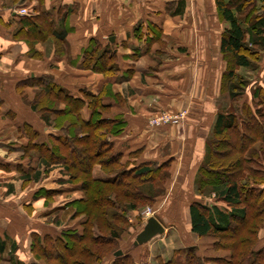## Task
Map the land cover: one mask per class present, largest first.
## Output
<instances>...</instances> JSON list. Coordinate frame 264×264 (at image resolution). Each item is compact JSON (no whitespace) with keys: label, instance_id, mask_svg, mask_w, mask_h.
<instances>
[{"label":"crops","instance_id":"0c3cea01","mask_svg":"<svg viewBox=\"0 0 264 264\" xmlns=\"http://www.w3.org/2000/svg\"><path fill=\"white\" fill-rule=\"evenodd\" d=\"M195 4L196 0H0V194L4 198L0 240L7 238L15 245L18 261L31 263L33 234L53 236L81 221V217L70 219L73 211L65 206L82 194L69 183L62 166L44 167L36 155L28 156L31 145L50 149L66 135L61 124L66 120H55L50 114L46 122L43 103L26 106L20 100L27 96L32 101L44 91L59 90L77 100L83 122L91 115L83 94L99 96L104 106L101 119L121 124L117 134L108 131L105 135L112 155L119 156L128 169L168 163L165 201L171 192L192 194L185 212L189 224L188 207L200 201L193 193V181L216 115L212 104L220 93L225 67L212 81L209 56L197 66L196 57H185L186 51L177 49L179 40L174 41L177 53L172 56L159 43L164 44L168 36L185 35L182 44L192 42L195 24H189L194 19L190 14L203 11ZM179 5L181 15L177 14ZM20 9L26 14L20 15ZM42 16L48 22H41ZM30 17L43 30L42 38L34 39L32 28L21 22ZM209 24L207 19L200 22L204 31L211 30ZM51 31L65 32L64 41L56 42ZM93 46L107 49L114 57V75L83 66L85 52ZM58 103L55 110L60 112L65 103ZM160 110H185L186 122L150 126V116ZM92 175L107 178L98 166ZM8 252L7 245L4 254Z\"/></svg>","mask_w":264,"mask_h":264},{"label":"trees","instance_id":"16d2710c","mask_svg":"<svg viewBox=\"0 0 264 264\" xmlns=\"http://www.w3.org/2000/svg\"><path fill=\"white\" fill-rule=\"evenodd\" d=\"M258 1L213 0L219 20L227 24L220 35L219 52L230 57L232 67L226 65L221 75L220 93H225L230 101L239 98L242 92L237 89L247 85L236 78L234 70L248 68L253 71L250 60L264 46V5L261 13L256 14ZM180 7L178 15L182 14ZM251 14L254 17L250 21ZM21 22L32 28L34 39L42 38L43 30L38 29L36 19L30 17ZM41 22H48V18L43 17ZM49 34L56 42L64 41L65 32L51 31ZM84 57L83 66L91 65L95 72L111 76L117 71L114 57L100 46L86 50ZM83 97L91 109L86 122L79 114L80 103L59 90L55 93L44 91L35 102L44 104L41 112L46 122L50 114L66 115L69 125L65 129L67 136L52 144L50 149L33 144L31 153L36 154L38 163L44 167L61 165L69 183L84 194L81 199L65 205L73 209L75 216L81 217L75 227H67L53 236H31L30 254L34 261L43 264H103L109 254L115 253L110 248L129 226L126 213L155 202V184L163 182L168 169V163L141 164L132 169L122 165L120 157L112 155L111 144L105 139L108 131H113L112 134L120 131L117 130L120 122L110 124L101 119L104 106L99 96L83 94ZM50 99L56 103L63 101L65 108L60 112L50 108ZM250 103L242 104L237 114L225 108L218 109L193 183L200 201L188 207L190 232L198 238H215L217 241L212 248L228 251L230 255L206 259L192 248L174 252L175 256L184 258V264H264V248L256 249L259 228L256 223L264 216V167L260 161L264 156V87H252ZM256 144L258 150L254 149ZM94 166H98L107 178L93 177ZM211 193L221 206L203 202L202 198ZM7 245L9 252L5 260L9 264H25L16 259V247L7 238L0 240V261L4 259L2 255ZM110 264L136 263L130 255H121L113 256ZM157 264L176 262L171 258Z\"/></svg>","mask_w":264,"mask_h":264},{"label":"rangeland","instance_id":"374dc122","mask_svg":"<svg viewBox=\"0 0 264 264\" xmlns=\"http://www.w3.org/2000/svg\"><path fill=\"white\" fill-rule=\"evenodd\" d=\"M262 5H264V1L259 0L257 3L258 11L256 12V14L261 13L260 8H262ZM195 6L201 7L203 11H197L194 14H190V17H193L194 19L192 21L188 20L189 24L190 25H192L193 23L195 24V26L192 28L193 31L190 33L189 40H191L192 42L188 44L184 43V45L182 44L183 38H187V35L180 36L179 39L176 36H172V37L168 36L167 39L164 41V44L159 43V45H161L163 49L165 50L167 49L166 50L167 55L172 56V53H177L175 52L174 49L177 48L176 46L178 44L176 45L174 41L179 40L181 42V45H178L180 46V48L177 49L178 50L183 49L184 51H186L184 53L185 57H190V55L191 57L192 56L196 57L195 60L197 62L196 64L197 66L203 65L204 57L206 56L208 60V56H209L210 60L208 62L210 63L209 65L211 66L212 81H214L213 77L219 75L220 69H222L223 66L226 67V65L229 64L228 67L229 68L232 67L230 57L223 56L217 48L219 43L216 38H218L219 33L224 30L225 23L219 20L213 0H196ZM243 16L244 15L240 17L243 18ZM253 17L254 14L253 15L251 14L249 17L250 21L252 20ZM203 19H207L208 22H210L209 26L211 30H207V31L202 30L200 22L203 21ZM220 35H219V40H220ZM211 36H214L216 40L215 39L212 40V38L210 40ZM214 43L216 45H214ZM248 48L253 49L251 46H248ZM56 49L59 48L56 47ZM214 51H215V57H214ZM250 61H251V65L254 67L253 71H251L248 68L234 70L236 78H241L244 82H247V85H245L244 88L240 87L241 89L240 88L237 89V92H242L241 95H239V98H237L235 101H230L226 97L225 93L223 92L222 94L219 93L217 99L212 104L213 110L216 109V113L218 109L225 108L228 112L237 114L242 104H246V103L251 104L250 96L252 93V87L254 86L264 87V46L261 50L257 52L256 57H254V59ZM36 95L39 96L38 94ZM37 96H35V99L32 100L33 102L31 100L28 101L27 96L21 97L20 100L23 104L27 106L29 104H34L37 100ZM50 100L51 101H48V105L50 108H57L58 106H60L58 102L56 103L52 99ZM186 116H187V111L185 110L174 113L160 110L152 113V115L149 118V121L151 122L153 120L171 118V119H176L181 126L182 123L186 122ZM52 118H55V120H60V119L66 120L61 122V124L62 127H64L65 129L68 128L69 125L67 122L68 117L66 115H61L60 117L52 115ZM52 122L55 124V121ZM258 146L259 145L256 144V146H254V149L258 150L259 148ZM31 154L32 153L30 152L28 156H30ZM14 156L16 155H13L12 157ZM260 161L264 167L263 155ZM168 171H169L168 169L167 171H165V175H164L165 178L164 180H162L163 182L160 181L159 183L155 184L154 187L156 192L155 202L153 204L142 205L137 210L129 211L128 213H126V218L129 223V226L124 228V232L121 233L119 239L113 245V247L110 248V250H115V252L120 251L121 255H130L136 264H157L159 261L166 262L171 258L175 260L176 264H184L183 262L184 258L179 255L175 256L173 253L178 250L189 249V248L194 249L195 253L201 258L221 259V258L229 257L230 253L228 251L225 250L222 251L212 248V245L217 241L215 238L213 237L197 238L195 235H193L190 232L189 224L187 223L188 221L185 217V212L187 211L186 208L187 200L188 203L192 200L189 197L192 196L191 192H190L191 195L189 196L188 193L185 191L176 192L175 194L171 192L170 194L171 198L167 199L168 202L165 201L166 198L168 197L166 182L169 181L168 179L170 178L169 175L170 173ZM66 177L67 179L69 178L68 175H66ZM161 179H163V177ZM193 193L196 197L200 198V196H197L195 194L194 188H193ZM81 194H82L81 196H84L82 192ZM172 194L174 195L172 196ZM216 198L217 197L213 193H211L202 199H204L203 202L208 203L210 205L216 204L217 206H221L219 205L218 202H216ZM57 200H59V198H57ZM3 201L4 198L0 194V202ZM72 210L73 209L70 208V211ZM73 217L76 218L79 216H75L73 212V215L70 216V219ZM149 217H154L160 223H162V225L165 228V232L163 233V235L153 238L151 241H149L148 243L142 246L132 248V242L135 236L142 230L146 220ZM56 219L58 220V218ZM63 222L64 221H62V223ZM257 226L259 228L257 231L258 242L256 249L257 248L259 249V248H264V216L262 220L256 223V227ZM6 256H7L6 254L2 255V258L4 259L0 261V264H9L7 260H5ZM112 257L113 255L109 254V256L103 261V264H110L112 261ZM30 262H36L34 261L32 256ZM36 263L43 264L42 262H36Z\"/></svg>","mask_w":264,"mask_h":264},{"label":"water","instance_id":"95a60500","mask_svg":"<svg viewBox=\"0 0 264 264\" xmlns=\"http://www.w3.org/2000/svg\"><path fill=\"white\" fill-rule=\"evenodd\" d=\"M165 232L164 226L154 217H149L142 230L135 236L132 242V248L142 246L153 238L163 235ZM114 257H120L121 252L117 251L113 254Z\"/></svg>","mask_w":264,"mask_h":264},{"label":"built area","instance_id":"2783aa9c","mask_svg":"<svg viewBox=\"0 0 264 264\" xmlns=\"http://www.w3.org/2000/svg\"><path fill=\"white\" fill-rule=\"evenodd\" d=\"M19 14L20 15H25L26 14V11L24 10V9H20L19 10ZM175 124V125H177L179 122L176 120V119H169V118H167V119H158V120H153V121H149V125L150 126H158V125H161V124Z\"/></svg>","mask_w":264,"mask_h":264}]
</instances>
